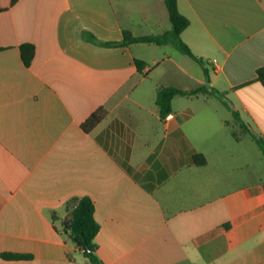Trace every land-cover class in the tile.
Returning <instances> with one entry per match:
<instances>
[{
    "label": "crops",
    "instance_id": "obj_1",
    "mask_svg": "<svg viewBox=\"0 0 264 264\" xmlns=\"http://www.w3.org/2000/svg\"><path fill=\"white\" fill-rule=\"evenodd\" d=\"M177 3L208 84L172 45L81 38L163 34L165 0H0V264H87L62 233L66 203L80 197L95 204L103 264H264V181L247 177L240 154L244 136L264 140V0ZM24 43L36 49L30 67ZM204 85L222 98L178 96L173 117H160V87ZM103 106L107 117L85 133Z\"/></svg>",
    "mask_w": 264,
    "mask_h": 264
},
{
    "label": "trees",
    "instance_id": "obj_2",
    "mask_svg": "<svg viewBox=\"0 0 264 264\" xmlns=\"http://www.w3.org/2000/svg\"><path fill=\"white\" fill-rule=\"evenodd\" d=\"M18 0H12V5L17 3ZM165 4L169 13L172 28L171 30L160 34L150 35L143 37L134 36L129 30H123V39L121 41H104L98 38L95 34L89 31H83L81 38L83 41L93 44L102 48H117L128 47L132 44L146 43L154 44L157 46L172 45L178 52L186 55L196 61L202 68L205 74L207 84L210 81L209 72L206 68V63L199 57L193 54L189 46L183 41L182 33L189 27V20L183 16L178 8L177 0H165ZM4 9L0 4V13ZM4 48L0 46V51ZM35 46L33 44L24 43L20 46V54L23 64L26 67H30L35 57ZM135 65L137 70L142 73L146 67V63L135 59ZM257 80L264 87V66L259 68L256 72ZM203 93H213L220 98L223 94L212 90L209 92L208 86H200L191 91H184L173 86H162L157 91L156 104L159 107V113L161 118H165L168 114L172 113V101L175 97L181 96H195ZM225 105L228 106L227 103ZM108 115L106 107H100L81 125L85 133H91L95 127H97ZM234 117L239 122L241 127H244L243 122L237 112H234ZM259 147L264 153V140L253 136ZM193 162L198 166L206 165L207 161L204 155H197L193 158ZM67 209V221L63 224L62 233L67 235L69 240L78 248L85 259L87 264H103L97 255V244L95 238L99 232L100 225L96 221L95 204L89 197L72 198L66 203ZM54 213L52 218L55 219ZM71 222V225H69ZM3 259L5 260H27L32 259L30 254L19 253H3Z\"/></svg>",
    "mask_w": 264,
    "mask_h": 264
},
{
    "label": "rangeland",
    "instance_id": "obj_3",
    "mask_svg": "<svg viewBox=\"0 0 264 264\" xmlns=\"http://www.w3.org/2000/svg\"><path fill=\"white\" fill-rule=\"evenodd\" d=\"M205 94V93H203ZM209 94V93H206ZM181 100V99H178ZM179 101H176V105H178ZM243 145H244V150L240 151L241 156H244V163L247 168H250L252 172L247 169L246 174L248 175L247 177L252 180H261L264 181V153L259 147L257 143L252 141L248 136L243 137ZM242 163V162H241ZM240 163V165H241ZM249 163L251 164L252 167H249ZM251 176H250V175Z\"/></svg>",
    "mask_w": 264,
    "mask_h": 264
},
{
    "label": "built area",
    "instance_id": "obj_4",
    "mask_svg": "<svg viewBox=\"0 0 264 264\" xmlns=\"http://www.w3.org/2000/svg\"><path fill=\"white\" fill-rule=\"evenodd\" d=\"M213 63H214L215 65H217V61H216V60H214ZM172 117H173L172 114H168L165 118H166V119H171Z\"/></svg>",
    "mask_w": 264,
    "mask_h": 264
},
{
    "label": "water",
    "instance_id": "obj_5",
    "mask_svg": "<svg viewBox=\"0 0 264 264\" xmlns=\"http://www.w3.org/2000/svg\"><path fill=\"white\" fill-rule=\"evenodd\" d=\"M69 225H71V222H69Z\"/></svg>",
    "mask_w": 264,
    "mask_h": 264
}]
</instances>
